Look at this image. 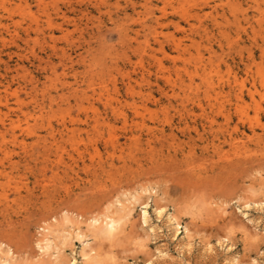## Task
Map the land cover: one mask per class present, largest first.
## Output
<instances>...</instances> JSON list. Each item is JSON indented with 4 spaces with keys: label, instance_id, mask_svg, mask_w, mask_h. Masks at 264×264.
I'll use <instances>...</instances> for the list:
<instances>
[{
    "label": "rangeland",
    "instance_id": "obj_1",
    "mask_svg": "<svg viewBox=\"0 0 264 264\" xmlns=\"http://www.w3.org/2000/svg\"><path fill=\"white\" fill-rule=\"evenodd\" d=\"M0 243L264 264V0H0Z\"/></svg>",
    "mask_w": 264,
    "mask_h": 264
},
{
    "label": "bare ground",
    "instance_id": "obj_2",
    "mask_svg": "<svg viewBox=\"0 0 264 264\" xmlns=\"http://www.w3.org/2000/svg\"><path fill=\"white\" fill-rule=\"evenodd\" d=\"M159 33V32H158ZM157 33V34H158ZM241 94V93H240ZM238 96H240V95H238ZM238 99V98H237ZM187 100V99H186ZM239 100V99H238ZM91 109V108H90ZM234 140V139H233ZM109 141V140H108ZM237 144V143H236ZM235 144V145H236ZM124 196V195H123ZM128 198V197H127ZM124 200V199H123ZM139 202V201H138ZM127 203V202H126ZM121 204V203H120ZM125 205V204H124ZM120 206V205H119ZM127 206V205H126ZM129 206V205H128ZM121 207H122V209H126L127 207H125V206H123V205H121ZM121 207H120V209H121ZM133 210V209H132ZM131 210V211H132ZM157 211V210H156ZM159 211V210H158ZM125 213H126V211H124ZM161 212V211H160ZM110 213V212H109ZM109 213L108 214H106V215H109ZM127 214V216H130V214H131V212H130V209H129V211H128V213H126ZM144 214V216H145V212L143 213ZM157 214H159V212H157ZM123 215H124V213H123ZM99 217V216H98ZM120 217V216H119ZM103 218V217H102ZM117 217H112V216H105L104 217V219H102V220H100V218L99 219H93L92 221H91V219H89L90 221H91V227L92 228H94V229H96L97 230V232L99 233V235H100V237H101V235L103 236V237H107V238H110V237H112L114 234H116V233H118L119 232V230L121 229V226H123L121 223H120V219H116ZM125 218H126V215H125ZM65 219H66V217H65ZM123 220V219H122ZM124 222V221H123ZM86 223V222H85ZM66 224H69L70 225V228H73L74 226L72 225V223H71V221H69V220H66ZM61 225V224H60ZM46 228H48V227H46ZM45 229V228H44ZM53 229V228H52ZM78 230V229H77ZM51 231V230H50ZM56 231V230H55ZM59 231V230H58ZM76 231V230H75ZM46 232V231H45ZM61 232V231H60ZM96 232V233H97ZM46 234H47V232H46ZM45 234V235H46ZM69 234V233H68ZM42 236H44V235H42ZM59 237V236H58ZM0 245H2L1 243H0ZM39 246V245H38ZM1 247V246H0ZM3 247H5V245L3 246ZM7 248H8V246H7ZM53 248H52V244H51V241L49 240V237L48 236H45V238L42 240V243H41V246H40V250L42 251V253L44 254V256L46 255L49 259H52V257H54L53 256V254L51 253V250H52ZM8 251L7 252H9V250L10 249H7ZM92 251V250H91ZM6 252V251H5ZM89 254V253H88ZM48 259V260H49ZM93 259V258H92ZM52 262V261H51ZM19 264V263H18ZM90 264V263H89Z\"/></svg>",
    "mask_w": 264,
    "mask_h": 264
}]
</instances>
